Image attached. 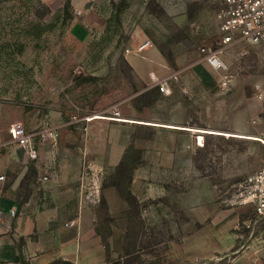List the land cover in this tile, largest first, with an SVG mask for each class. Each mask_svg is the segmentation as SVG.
<instances>
[{"label":"rangeland","instance_id":"1","mask_svg":"<svg viewBox=\"0 0 264 264\" xmlns=\"http://www.w3.org/2000/svg\"><path fill=\"white\" fill-rule=\"evenodd\" d=\"M65 3L0 0V159L16 121L74 148L92 128L102 264H264L242 195L264 159V45H233L217 71L201 50L223 37L214 0H71L69 18ZM150 72L178 73L172 94Z\"/></svg>","mask_w":264,"mask_h":264},{"label":"crops","instance_id":"2","mask_svg":"<svg viewBox=\"0 0 264 264\" xmlns=\"http://www.w3.org/2000/svg\"><path fill=\"white\" fill-rule=\"evenodd\" d=\"M137 65L136 59L134 67ZM93 131L83 129L80 135L86 139L80 137L76 148L62 141L57 145L39 143L38 161L29 160L19 145L5 148L0 159V174L6 177L0 192L1 264L107 261L103 240L96 232L94 209L79 202L84 158L91 151L86 136ZM31 168L36 175L28 179ZM44 175L49 180L42 182ZM12 208L17 210L15 217L10 214ZM72 219H78V224L66 227Z\"/></svg>","mask_w":264,"mask_h":264},{"label":"built area","instance_id":"3","mask_svg":"<svg viewBox=\"0 0 264 264\" xmlns=\"http://www.w3.org/2000/svg\"><path fill=\"white\" fill-rule=\"evenodd\" d=\"M214 1L222 6L219 18L223 37L216 47L204 46L201 50L204 55L203 59L210 67L224 72L228 68L225 54L230 47L242 42L264 45V0ZM152 46L150 40H146L139 46V50ZM179 79L178 73H170L164 76L156 72L149 74L150 85L164 95L172 94L173 84L179 82ZM112 115L115 119L120 120L121 113L118 108H113ZM9 135L10 142L19 145L29 160L38 161L40 151L36 136L39 135L41 144L51 142L53 145H57L60 134L55 126H46L38 132H29L23 122L16 121L9 128ZM259 139L264 145V133ZM101 171L93 163L86 166L79 192V202L83 207L90 206L100 200ZM40 180L42 182L48 181L49 176L44 175ZM5 181V175L0 174V192L3 190ZM243 187L242 195L246 196L245 201L252 203L255 213L264 219V159L260 169L248 176ZM10 214L15 217L17 210L12 208ZM77 224L78 219H72L66 222L65 226L72 227Z\"/></svg>","mask_w":264,"mask_h":264},{"label":"trees","instance_id":"4","mask_svg":"<svg viewBox=\"0 0 264 264\" xmlns=\"http://www.w3.org/2000/svg\"><path fill=\"white\" fill-rule=\"evenodd\" d=\"M152 4H154L153 1L148 4L149 9L152 7ZM70 8H71V0H66L65 7H64V14H66L67 18L70 17ZM55 263H57V261H55L53 264Z\"/></svg>","mask_w":264,"mask_h":264}]
</instances>
